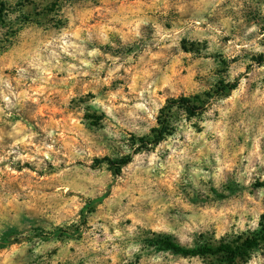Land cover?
<instances>
[{"label":"clouds","instance_id":"9594fccd","mask_svg":"<svg viewBox=\"0 0 264 264\" xmlns=\"http://www.w3.org/2000/svg\"><path fill=\"white\" fill-rule=\"evenodd\" d=\"M183 254L264 264V0H0V264Z\"/></svg>","mask_w":264,"mask_h":264},{"label":"rangeland","instance_id":"374dc122","mask_svg":"<svg viewBox=\"0 0 264 264\" xmlns=\"http://www.w3.org/2000/svg\"><path fill=\"white\" fill-rule=\"evenodd\" d=\"M41 112H43V109H41ZM181 259L185 262V264H198L199 256H181Z\"/></svg>","mask_w":264,"mask_h":264},{"label":"trees","instance_id":"16d2710c","mask_svg":"<svg viewBox=\"0 0 264 264\" xmlns=\"http://www.w3.org/2000/svg\"><path fill=\"white\" fill-rule=\"evenodd\" d=\"M184 256H189V255H187V254H183ZM191 256H198V255H196V254H192Z\"/></svg>","mask_w":264,"mask_h":264}]
</instances>
